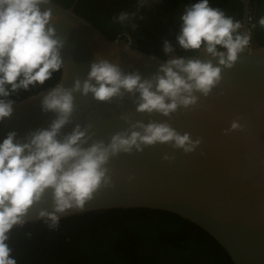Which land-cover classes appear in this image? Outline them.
<instances>
[{
    "label": "water",
    "instance_id": "obj_1",
    "mask_svg": "<svg viewBox=\"0 0 264 264\" xmlns=\"http://www.w3.org/2000/svg\"><path fill=\"white\" fill-rule=\"evenodd\" d=\"M242 2L240 35L249 37L250 0ZM40 7L51 10L49 26L63 44L60 77L53 85L14 101L12 116L0 122V143L9 132L15 131L19 142L32 132L48 129L57 113L43 110L45 96L58 86L73 89L76 80L83 84L93 63L107 60L125 74L139 72L143 79H152L167 59L181 57L174 49L164 58L132 46L126 38L113 39L72 7L52 1ZM184 57L211 60L222 68L221 80L208 96L195 93V105L181 106L170 116L137 111L139 93L122 90L121 96L99 101L93 93L73 91L74 111L61 129V141L79 126L86 131L83 147L97 142L107 145L118 133L143 132L133 127L137 122H157L169 124L181 135L189 133L192 140L202 143L187 154L173 144L158 142L142 145L143 151L133 148L131 153L112 156L104 166L110 183L102 184L83 212L73 209L58 214L59 223L104 210H161L207 232L233 264H264V45L249 42L232 68L219 65L218 58L203 51ZM234 120L241 129L226 133ZM165 155L173 159L166 161ZM42 210L53 211L51 191L16 226L48 220L40 216Z\"/></svg>",
    "mask_w": 264,
    "mask_h": 264
},
{
    "label": "clouds",
    "instance_id": "obj_2",
    "mask_svg": "<svg viewBox=\"0 0 264 264\" xmlns=\"http://www.w3.org/2000/svg\"><path fill=\"white\" fill-rule=\"evenodd\" d=\"M49 3L51 0H0V122L14 111V101L7 97L37 83L43 85L62 67L63 44L55 38V28L49 26L52 12L40 7ZM128 16L121 13L116 19L124 22ZM180 20L179 45L196 54L203 51L218 58L219 65L227 68L234 66L238 54L250 42V37L237 33L239 22L211 7L209 0L185 6ZM259 23L264 27V17ZM163 51L166 55L173 51L167 40ZM221 73L222 68L211 60L181 56L167 59L152 79H143L139 72L125 74L118 65L101 60L91 65L83 84L76 80L73 89H53L42 101L44 111L57 113L50 127L32 132L19 142L18 134L9 132L0 143V264H18L8 243L9 233L24 223L29 210L49 191L53 211L42 210L40 216L47 217L51 221L49 227L55 229L59 226L58 214L73 209L83 212L102 184L110 183L104 166L112 156L131 153L133 148L143 151L142 145L158 142L173 144L187 154L202 143L201 139L192 140L189 133L181 135L169 124L157 122H137L133 127L143 132L118 133L107 145L97 142L83 147L87 143L86 131L79 126L61 141V129L70 122L74 111L73 91L93 93L99 101L121 96L122 90L139 93L137 111L170 116L181 106L195 105V93L208 96L220 82ZM241 127L234 120L226 133ZM163 159L170 161L173 157L165 155Z\"/></svg>",
    "mask_w": 264,
    "mask_h": 264
},
{
    "label": "trees",
    "instance_id": "obj_3",
    "mask_svg": "<svg viewBox=\"0 0 264 264\" xmlns=\"http://www.w3.org/2000/svg\"><path fill=\"white\" fill-rule=\"evenodd\" d=\"M227 8L233 11L227 17L238 14L241 20L237 7ZM252 38L256 40L255 34ZM258 40L264 45V37ZM53 75L47 83L20 89L6 99L19 100L53 85L60 70ZM50 223L43 220L11 230L8 243L18 264H233L207 232L166 211L112 209L65 218L62 228H50Z\"/></svg>",
    "mask_w": 264,
    "mask_h": 264
},
{
    "label": "flooded vegetation",
    "instance_id": "obj_4",
    "mask_svg": "<svg viewBox=\"0 0 264 264\" xmlns=\"http://www.w3.org/2000/svg\"><path fill=\"white\" fill-rule=\"evenodd\" d=\"M51 1L67 8L72 7L77 14L89 20L107 36L113 39L126 38L132 46H137L149 53L166 58L168 54L166 55L163 51L165 40L172 44L173 49L179 55L182 56L183 52L191 53V50L183 49L177 41L182 23L180 16L183 14L185 6L199 2V0ZM209 4L211 7L225 12L226 16L231 15L230 13L233 11L228 8L224 9L225 6L237 7V10L241 12V20H237L238 14L232 16L234 22H239L241 31L245 7L242 0H209ZM249 8L250 42L252 45H262L259 44L258 38L264 37V27L261 29L259 23L260 19L264 17V0H250ZM121 13L129 14L128 19L124 22L116 19ZM110 32L111 34H109ZM254 34L256 40L253 41L252 35L254 36ZM58 227L62 228L61 222ZM67 241H70V237H67Z\"/></svg>",
    "mask_w": 264,
    "mask_h": 264
}]
</instances>
